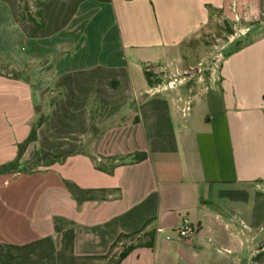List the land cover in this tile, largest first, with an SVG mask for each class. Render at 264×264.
<instances>
[{
  "label": "crops",
  "instance_id": "0c3cea01",
  "mask_svg": "<svg viewBox=\"0 0 264 264\" xmlns=\"http://www.w3.org/2000/svg\"><path fill=\"white\" fill-rule=\"evenodd\" d=\"M263 1L44 0L41 28L0 0V167L45 117L0 174V243L73 228L100 257L146 226L121 264H264V36L196 89L178 78L187 39Z\"/></svg>",
  "mask_w": 264,
  "mask_h": 264
},
{
  "label": "rangeland",
  "instance_id": "374dc122",
  "mask_svg": "<svg viewBox=\"0 0 264 264\" xmlns=\"http://www.w3.org/2000/svg\"><path fill=\"white\" fill-rule=\"evenodd\" d=\"M40 1L42 0H24L23 5H27L31 13L35 15ZM253 19L252 16L246 20L240 18L233 24L230 19L225 20L219 16L184 42L182 49L186 64L178 78L184 82L186 88H198L210 77L220 60L264 36V1L259 9V16ZM245 22L250 25L248 30L243 27ZM14 71L8 67L3 72L13 73ZM120 250L109 259L91 261L86 264H114Z\"/></svg>",
  "mask_w": 264,
  "mask_h": 264
},
{
  "label": "trees",
  "instance_id": "16d2710c",
  "mask_svg": "<svg viewBox=\"0 0 264 264\" xmlns=\"http://www.w3.org/2000/svg\"><path fill=\"white\" fill-rule=\"evenodd\" d=\"M24 0H21V17L24 20L35 23L39 27H43L42 20V7L44 0L38 4V10L34 14L31 13L30 8L27 5H23ZM45 117L41 118L39 122L33 127L29 138L19 146V155L15 163L1 166L0 174L12 172L18 169V162L22 158L23 153L27 146L36 140L37 129L44 123ZM147 154H137L135 161H141L146 159ZM74 191L81 197L85 191L74 187ZM143 227L138 232L132 234H121L114 244L111 246L110 252L105 256L100 257H79L75 255L74 243L76 233L73 228L66 230L62 234L61 246L57 248L55 242L51 238H45L38 241L31 242L25 245H15L0 243V264H86L87 262L96 260L109 259L116 249H121L114 264H121L127 255L134 249L147 246L153 247L154 233L146 232ZM143 235V236H141ZM143 237H148V242L143 243Z\"/></svg>",
  "mask_w": 264,
  "mask_h": 264
},
{
  "label": "built area",
  "instance_id": "2783aa9c",
  "mask_svg": "<svg viewBox=\"0 0 264 264\" xmlns=\"http://www.w3.org/2000/svg\"><path fill=\"white\" fill-rule=\"evenodd\" d=\"M198 232V228L192 226L189 223L183 224L180 228L177 229L176 235L180 239H190L194 237Z\"/></svg>",
  "mask_w": 264,
  "mask_h": 264
}]
</instances>
